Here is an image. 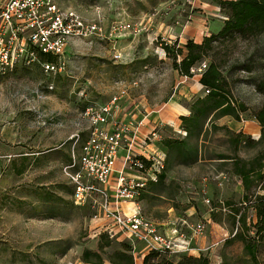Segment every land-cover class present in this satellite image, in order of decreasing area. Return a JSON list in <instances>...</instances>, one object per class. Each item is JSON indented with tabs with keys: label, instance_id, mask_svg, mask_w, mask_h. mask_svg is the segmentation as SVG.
Masks as SVG:
<instances>
[{
	"label": "rangeland",
	"instance_id": "rangeland-1",
	"mask_svg": "<svg viewBox=\"0 0 264 264\" xmlns=\"http://www.w3.org/2000/svg\"><path fill=\"white\" fill-rule=\"evenodd\" d=\"M228 1L237 0H55L62 10L99 25L102 36L71 40L60 71L31 63L0 77V264L118 261L123 246L95 237L102 226V220L95 218L98 209L93 203H73L62 168L71 158L74 121L82 119L87 106L106 104L119 91L127 93L119 105L135 117L131 121L147 117L146 122L159 125L161 138L151 143L154 152L165 154V172L179 173L178 180L162 186V195L139 203L157 224L162 215L158 205L174 206V198L186 194L184 178L194 173L195 147L200 141L207 157L230 160L225 168L232 173H264V126L257 118L264 108V92L258 90V84L264 83V31L249 39L236 34L212 42L191 68L192 76L182 75L164 49L165 45L183 48L190 40L202 44L218 35L229 19ZM212 64L228 81L232 100L216 109V98L199 102L209 93L201 79ZM244 66L253 71L243 70ZM171 106L183 107L185 112H176L170 124H161L158 115ZM178 113L189 118L198 115L199 120L183 121ZM38 116L45 125H37ZM235 121L250 133L237 134L241 137L237 145L226 130ZM86 126L84 121L82 128ZM253 127L256 132L249 129ZM165 139L184 143L164 147ZM251 183L244 195L246 205L258 191L259 184ZM244 215L250 231L242 227L239 231L254 237L255 211L248 208ZM257 242L256 258L251 259L244 253V243L230 236L218 264H264V238ZM173 257L175 263H195L185 253Z\"/></svg>",
	"mask_w": 264,
	"mask_h": 264
},
{
	"label": "built area",
	"instance_id": "built-area-1",
	"mask_svg": "<svg viewBox=\"0 0 264 264\" xmlns=\"http://www.w3.org/2000/svg\"><path fill=\"white\" fill-rule=\"evenodd\" d=\"M92 35L102 36L99 25L87 24L76 12L62 10L55 0H0V77L31 63H41L46 71H60L66 64L62 55L69 42ZM126 94L119 91L108 103L83 110L81 120L87 126L78 125L70 137L71 158L62 168L72 188L71 200L78 206L93 203L98 209L95 218L102 220L95 237L107 235L110 240L127 242L134 256L141 244L147 253L189 254L193 236L178 231L166 235L139 204L149 184L158 181L167 160L162 152L146 150L159 142V125L141 137L143 121L118 120L119 101ZM40 118L37 125H45ZM257 195L264 200V177ZM206 203L210 201L206 199ZM204 229L199 223L193 233Z\"/></svg>",
	"mask_w": 264,
	"mask_h": 264
},
{
	"label": "crops",
	"instance_id": "crops-1",
	"mask_svg": "<svg viewBox=\"0 0 264 264\" xmlns=\"http://www.w3.org/2000/svg\"><path fill=\"white\" fill-rule=\"evenodd\" d=\"M200 42V41H199ZM200 88L202 87L201 84ZM200 89L197 88L194 92H198ZM181 106V105H180ZM183 107L172 106L164 110L158 115V120L161 124L168 123L174 119L176 112H185ZM187 113H178L179 117H188ZM118 120L130 122L132 118L126 114L125 110L120 109L117 113ZM143 124L140 126V136L144 137L152 129H154V122H149L147 117H143ZM133 120V119H132ZM77 121V120H76ZM142 119L135 121L138 124ZM232 126H228V130L234 134H250L245 131V127L239 121L233 122ZM83 126L84 122L74 121V127ZM73 123H72V128ZM251 131L256 132V128H249ZM203 133V130L202 132ZM229 133V132H228ZM203 134H201L202 137ZM256 135V133L252 134ZM169 140V139H165ZM166 147V146H164ZM159 151H164L163 147L157 145ZM149 151H155V145H152V149ZM196 158L193 167L194 173H190V176L184 181L186 185L183 186L186 194H182L174 198V206L164 207L158 205V212L162 215L159 216L158 225L160 231L168 236H172L176 231L180 233H185L187 235L193 236L192 250L188 254L199 258L200 256L207 257L211 264H215L221 257V249L225 246L226 242L229 241L230 236L232 239L236 234V226L232 224V212L228 210L233 207H240L241 203L244 202V195L246 191H250L252 185L251 182L259 184L260 180L264 177V173H237L231 172L226 169L225 166L230 160L225 158H209L204 153L203 141L196 145ZM167 173L159 174L158 181L149 184L148 188L144 192L143 199L141 202L150 200V198L157 195H162V186H168V182L174 179L178 180L179 173H174L170 171ZM257 179H260L257 181ZM250 180V181H249ZM165 181V182H164ZM183 181V182H184ZM164 182V183H163ZM161 183V184H160ZM157 189L156 187L159 186ZM248 187L249 190H246ZM206 199L210 201V204L206 203ZM178 202L176 206V201ZM128 205H126V208ZM227 209V210H225ZM203 223L205 229L203 233L195 234L193 233L194 227ZM149 254L144 250V246L141 244L138 248V253L135 255V264H143L144 257Z\"/></svg>",
	"mask_w": 264,
	"mask_h": 264
},
{
	"label": "trees",
	"instance_id": "trees-1",
	"mask_svg": "<svg viewBox=\"0 0 264 264\" xmlns=\"http://www.w3.org/2000/svg\"><path fill=\"white\" fill-rule=\"evenodd\" d=\"M225 5L229 10V19L225 22L222 31L218 35L205 39L202 44H196L194 41L190 40L183 48L175 49L169 45L164 46L167 56L172 58L173 65L182 75L192 76L191 68L202 60L203 55H205L204 53L211 49L212 42L218 41L219 39L231 38L236 34L244 39H249L264 31V0L228 1ZM184 48L186 49V53H184ZM178 56H182L179 62ZM47 60L52 61L53 59L48 58ZM243 70L250 73L253 71V68L244 66ZM201 83L207 88L209 93L204 99L199 101L200 103H207V101L216 98V101L213 104L214 109L231 104L230 90L227 87L228 81L215 64H212L203 73ZM258 90L264 92V83L258 84ZM241 106V111H245L246 109L244 108V105ZM192 118H194V122L199 120L198 115L197 117L194 115ZM192 118L181 117V120L188 121L192 120ZM236 118L238 119V117ZM257 118L261 125L264 126V108L257 115ZM227 132L233 134V142L235 145L239 144L241 140L240 135L234 134L229 130ZM183 143L184 142L180 141L166 140L164 145L170 147L173 144L182 145ZM143 196L144 194L141 196V200L143 199ZM246 204L247 202L244 201L241 203L240 207H233L228 210L233 214V226L237 224L236 234L233 239L242 241L244 243L243 249L245 255L249 256L251 259H255L258 251L257 240L259 238H264V200L263 197L256 195L254 200L249 202V205ZM248 208H252L255 211L257 219L256 223L251 225V228L254 229V237H248V235L239 231L240 227H242L243 230L250 231V228L247 227V223L245 222L246 216L244 215V212ZM100 239H106L107 242L114 241L110 240L107 235H101ZM118 243L123 246V251L117 255L118 261H111V264H133L134 255L131 246L127 242ZM173 255L174 254H170L167 251H150L149 254L144 257L143 264H179L175 263ZM188 260L194 261V264H211L209 259L203 256H200L199 258L189 257ZM124 261L126 262L123 263ZM92 264L101 263L92 262Z\"/></svg>",
	"mask_w": 264,
	"mask_h": 264
}]
</instances>
